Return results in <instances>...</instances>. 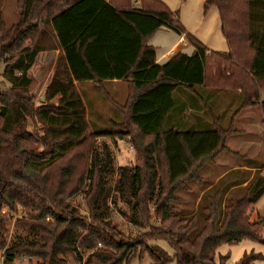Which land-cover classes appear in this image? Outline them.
I'll return each instance as SVG.
<instances>
[{"label": "trees", "instance_id": "obj_1", "mask_svg": "<svg viewBox=\"0 0 264 264\" xmlns=\"http://www.w3.org/2000/svg\"><path fill=\"white\" fill-rule=\"evenodd\" d=\"M17 5L19 18L10 28L0 9L1 78L10 86L0 91L3 264L17 257L28 264H123L144 253L151 264H226L227 257L215 261L221 244L257 239L264 217L253 222L249 212L264 196L261 171L245 197L227 203L223 217L219 194L207 195L193 215L179 207L180 192L190 183L204 186L201 167L229 152L232 123L223 130L214 120L215 130L201 133L164 126L178 86L240 91L239 111L258 105L264 122V0H205L204 14L211 6L218 11L224 54L199 43L159 0H138V8L132 0H17ZM162 28L184 35L193 53L178 52L155 64V50L147 44ZM55 48L60 54L45 104L35 107L28 72L39 53ZM114 80L127 86L123 106L102 87ZM74 82L94 83L121 113L117 137L134 147L136 165L115 169L112 148L95 143L101 135H87L85 106ZM36 121L44 131L33 130ZM29 142L40 145V153ZM77 194L85 214L65 203ZM16 203L28 212L27 220L20 222L23 234L6 245L1 210ZM199 208L204 220L197 230ZM116 218L142 232L127 237ZM157 240L170 244L172 257L149 245ZM256 258L261 257L248 255L237 264Z\"/></svg>", "mask_w": 264, "mask_h": 264}, {"label": "crops", "instance_id": "obj_2", "mask_svg": "<svg viewBox=\"0 0 264 264\" xmlns=\"http://www.w3.org/2000/svg\"><path fill=\"white\" fill-rule=\"evenodd\" d=\"M109 1L110 0H105L107 3ZM132 2L134 8H138V3L133 0ZM172 32L173 31L169 29L162 28L148 41L147 45L155 50V64L157 65L165 64L178 52L188 56L193 53V47L191 45L185 46L184 35H178ZM59 54L60 50L55 48L54 50L41 52L37 55L33 66L28 72V76L30 77V71L32 72L34 67L37 66L38 74L41 73L38 79L36 92L46 95V90L52 80ZM43 55H45V57ZM122 85L125 87L126 91V102L127 86L123 81L114 80L102 83L104 91L110 96L113 102L119 106L125 104V102L119 104L115 100V95L119 92L122 95ZM74 86L84 103L85 117L88 126H90L92 123L91 121L98 118L99 115H104L107 118H112L113 116L117 117L115 121L111 119L106 122H110V125H117L123 122L121 113L108 103L97 85L91 82H74ZM97 93H99L104 100L101 101L100 98L93 103V99ZM84 94L88 96L84 97ZM262 95H264V92H261V100H264V96ZM173 100L174 108L166 120L168 129L184 132L190 131L194 133L212 132L215 130L214 120H216V125H218L219 128L227 130L232 123L234 130L238 131L237 135H232L226 140L225 146L229 150V154L220 153L213 161L207 162L201 167L199 177L202 180V186H204L200 187L194 183L189 184L190 191H194L197 194L194 202L195 208L198 207L203 195L213 188L215 189L218 184L221 186L216 188L223 189L227 195L238 189H244L256 172L261 171L264 173L262 167L259 168L254 164H248L246 166L245 164H237L232 161L236 158L255 160L259 157V154L253 156L251 151L262 153L264 159V122L258 105L247 110L239 111L243 101V95L240 91L215 90L204 86H196L192 89H188L186 86H178L173 93ZM41 101L45 103V98H42ZM104 103L105 105L108 104L106 105L107 107H105ZM109 106L111 109H109ZM109 110H114L119 113L121 120L119 121L120 117L117 113H111ZM226 118L229 119V121L228 125L224 128L222 125ZM97 124L102 123L96 121L94 125L98 126ZM251 132H256L253 138L241 140L238 144L236 143V147L234 144V148H230L229 142L231 138L249 136ZM239 133H241V135ZM201 173H203V175ZM233 174L240 177L242 176L243 180L240 183H236L234 180H225L227 175L230 176ZM246 175H249L250 178L246 179Z\"/></svg>", "mask_w": 264, "mask_h": 264}, {"label": "rangeland", "instance_id": "obj_3", "mask_svg": "<svg viewBox=\"0 0 264 264\" xmlns=\"http://www.w3.org/2000/svg\"><path fill=\"white\" fill-rule=\"evenodd\" d=\"M133 1L138 3L137 0H133ZM159 1L165 4L171 12L177 14L180 24L185 29V31L189 33L193 38H195L199 43H201L204 47H206L209 51L216 52L219 54H224L227 52V46H226L225 40L222 37L221 32H220V20L218 16V11L214 6L209 7L206 13L204 14L205 0H159ZM0 9L2 12V16H3L4 24L6 28H10L17 23L18 18H19V13H20L18 9V5H17V0H0ZM172 33L175 34L174 31ZM186 45H190V44L185 39V46ZM43 56L45 57V55ZM2 68L3 67L1 66L0 67V91H6V90H9L10 86L8 83L3 81L1 78ZM38 73L39 72L37 70V66L34 67L32 72L30 71V79L32 81V85L28 89V96H30L31 99L33 100V104L35 107L44 105L45 103L44 101H41V99L42 98L46 99V95H43V93L36 92V88L38 85V79L41 76V73L40 74ZM121 92H122V95L120 92L117 95H115V98H116L115 100L119 104H123L126 98V91L123 85L121 88ZM87 96H88L87 94H84V97H87ZM100 98H101V101L104 100L101 97V95L97 93L93 99V103L99 100ZM53 102L56 103L55 101ZM106 105L105 107H107ZM96 106H99V105H96ZM109 109H111L110 106H109ZM109 111L111 113L112 112L117 113L114 110H109ZM117 114L119 115V113ZM98 118L91 121L92 123L90 124V126L87 125V135H90V134L101 135L102 137H98L95 140V143L97 144L99 142V146L105 143L109 147L112 148L113 155H114L115 169L121 166H130L133 164L136 165L137 163L136 150L134 149L129 150L128 144L129 145L131 144L127 140L125 139L121 140L117 137V135L120 134V128H117L115 124L110 125L111 124L110 122L106 123L107 121L111 119H113V121L117 120L116 119L117 117L113 116L112 118H107L104 115H99ZM120 120H121V117L119 118V121ZM96 121L97 122L99 121L102 124H97L98 126H96L94 125ZM228 121L229 119L226 118L224 124L222 125L224 128L228 125ZM36 122L34 124L33 130L36 132L44 131L45 130L44 126L38 121ZM164 128L165 130H168V127L166 126V124ZM237 134H238V131H235L233 135H237ZM239 134L241 135V133ZM255 134L256 132H251L249 136L231 138L229 142L230 148L231 149L234 148V144L236 147V143L238 144V142L241 140L253 138ZM38 137L40 136L38 135ZM29 144L31 148L36 149V151L40 153L39 152L41 149L40 145H34L33 143H30V142ZM100 148L101 147H99V149ZM83 149H86V148L83 147ZM80 151H81L80 149H77L76 153ZM251 153H253L252 154L253 156L259 154V157H257L255 160H245L243 158L237 159L236 157H233L236 159L232 161L236 162L237 164H245L246 166L248 164H254L255 166H258L259 168L262 167L264 169L263 154L258 153V151L257 152L251 151ZM250 162H254V163H250ZM82 167H84V164L82 165ZM201 174L203 175V173ZM245 177L246 179L250 178L249 175L248 176L246 175ZM225 180H230V181L234 180L236 183H240L243 180V177L233 174L230 176L227 175L225 177ZM194 184H197V183H194ZM197 185L201 187L200 184H197ZM219 186L221 185L218 184L216 187H219ZM216 187L215 189L213 188L212 190L206 192L203 195L202 197L203 199H201L202 200L201 205L203 206L204 204H206L205 197H207V195L213 196V195L219 194L220 196L219 204L221 203L219 206V210H220L221 217H223V215H225V206L227 205V203L228 202H238L240 199L245 197L248 185L242 190L238 189L227 195L223 189H218ZM179 196L181 197L180 199L181 204L179 207L181 210L185 212L184 213L185 215H193L197 213L198 207L195 208L194 206L195 198L197 196L196 192L190 191L189 189L187 192H180ZM65 203L73 207H77V208L79 206L80 212L82 214L86 213L85 203L83 200V196L81 194H77L72 197H69L65 201ZM198 211L199 213L197 217V230H200L203 226L204 213L202 212L201 208H199ZM27 214L28 212L25 210V208L18 203L14 204L13 207H3L2 208L1 215H4L5 217L3 218L4 227L2 229V232L3 231L4 232L2 233V235H3L4 240L6 241V245H8L16 235L23 234L19 226L21 225L22 221L27 220ZM249 216L253 222H256L259 219H263L264 217V196L258 201L256 205H254L252 210L249 212ZM116 221H117L116 223L120 226L121 231L124 232V234L127 237H131L134 239L138 236L137 233L142 232V230H133L125 222H122L121 219L116 218ZM256 235H257V239H245V240H242L232 245L221 244L216 250L215 261L218 262L220 257H227L228 260L226 264H237L245 256L253 255V256H260L261 258L252 259L249 262V264H264V222L260 226H258ZM149 245L157 246L158 248L163 250L167 255L171 257L174 254L173 248L170 246V244L167 241H164V240L150 241ZM3 255H4V250L0 249V256L2 259H3ZM34 262L35 260H33V263ZM14 264H28V260L23 257H17L16 260L14 261ZM123 264H151V260L148 254L144 253L141 257L137 255L133 257L132 259H130L128 262H124Z\"/></svg>", "mask_w": 264, "mask_h": 264}, {"label": "built area", "instance_id": "obj_4", "mask_svg": "<svg viewBox=\"0 0 264 264\" xmlns=\"http://www.w3.org/2000/svg\"><path fill=\"white\" fill-rule=\"evenodd\" d=\"M99 145V142L97 143ZM129 150H133V147L128 144ZM0 264H3V259L0 256Z\"/></svg>", "mask_w": 264, "mask_h": 264}]
</instances>
